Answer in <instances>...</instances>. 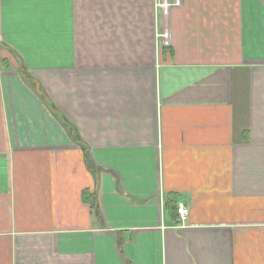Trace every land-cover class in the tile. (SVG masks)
<instances>
[{
	"label": "crops",
	"instance_id": "obj_1",
	"mask_svg": "<svg viewBox=\"0 0 264 264\" xmlns=\"http://www.w3.org/2000/svg\"><path fill=\"white\" fill-rule=\"evenodd\" d=\"M169 1L0 0V264H264V0Z\"/></svg>",
	"mask_w": 264,
	"mask_h": 264
},
{
	"label": "built area",
	"instance_id": "obj_2",
	"mask_svg": "<svg viewBox=\"0 0 264 264\" xmlns=\"http://www.w3.org/2000/svg\"><path fill=\"white\" fill-rule=\"evenodd\" d=\"M173 4L176 5L178 4V0H174ZM161 8L162 15L164 18L167 16V10L169 6L171 5V2L169 0H159L158 4ZM166 27V26H165ZM161 39V44L163 46H168V34H167V27L164 28L163 32L157 35ZM188 215V209L184 205H179L177 207V220L176 224H183L184 221L186 220V217Z\"/></svg>",
	"mask_w": 264,
	"mask_h": 264
},
{
	"label": "trees",
	"instance_id": "obj_3",
	"mask_svg": "<svg viewBox=\"0 0 264 264\" xmlns=\"http://www.w3.org/2000/svg\"><path fill=\"white\" fill-rule=\"evenodd\" d=\"M35 89H36V91L39 92L38 88L35 87ZM88 166H89V164H88ZM168 204H169L168 206H169L170 209H175V211L177 212V207L178 206L175 205L174 201L168 202Z\"/></svg>",
	"mask_w": 264,
	"mask_h": 264
}]
</instances>
